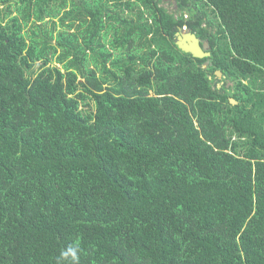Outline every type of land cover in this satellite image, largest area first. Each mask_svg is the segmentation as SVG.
<instances>
[{
	"label": "trees",
	"instance_id": "trees-1",
	"mask_svg": "<svg viewBox=\"0 0 264 264\" xmlns=\"http://www.w3.org/2000/svg\"><path fill=\"white\" fill-rule=\"evenodd\" d=\"M162 2L0 0V264H264V0Z\"/></svg>",
	"mask_w": 264,
	"mask_h": 264
},
{
	"label": "water",
	"instance_id": "water-1",
	"mask_svg": "<svg viewBox=\"0 0 264 264\" xmlns=\"http://www.w3.org/2000/svg\"><path fill=\"white\" fill-rule=\"evenodd\" d=\"M176 44L182 51L192 54L195 58L203 59L211 56V46H207V43L203 42L202 39L190 29H181L177 33ZM216 75L223 76L222 71L218 70ZM230 101L234 105L238 104V101L232 97Z\"/></svg>",
	"mask_w": 264,
	"mask_h": 264
},
{
	"label": "clouds",
	"instance_id": "clouds-1",
	"mask_svg": "<svg viewBox=\"0 0 264 264\" xmlns=\"http://www.w3.org/2000/svg\"><path fill=\"white\" fill-rule=\"evenodd\" d=\"M182 29H188V27L184 26ZM69 258H71L72 264H79V260H80L79 242H76L74 245H71L67 249L62 250L57 259V264H65V262H67Z\"/></svg>",
	"mask_w": 264,
	"mask_h": 264
},
{
	"label": "rangeland",
	"instance_id": "rangeland-1",
	"mask_svg": "<svg viewBox=\"0 0 264 264\" xmlns=\"http://www.w3.org/2000/svg\"><path fill=\"white\" fill-rule=\"evenodd\" d=\"M162 5L165 6L171 12H173L176 8L175 0H163ZM207 46H208V43H207ZM230 84L232 85V83H229V85ZM220 86H222V84H220Z\"/></svg>",
	"mask_w": 264,
	"mask_h": 264
},
{
	"label": "flooded vegetation",
	"instance_id": "flooded-vegetation-1",
	"mask_svg": "<svg viewBox=\"0 0 264 264\" xmlns=\"http://www.w3.org/2000/svg\"><path fill=\"white\" fill-rule=\"evenodd\" d=\"M207 43V42H206ZM218 71V70H217ZM216 71V72H217ZM223 74V73H222ZM224 75L223 76H216L215 77V82L217 83V85H218V87H222L223 86V84L225 83V80H223L224 79ZM210 78H213V76H210ZM220 84H222V86H220Z\"/></svg>",
	"mask_w": 264,
	"mask_h": 264
}]
</instances>
